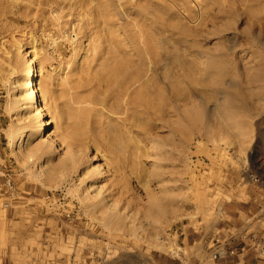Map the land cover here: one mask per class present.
<instances>
[{
    "label": "rangeland",
    "instance_id": "374dc122",
    "mask_svg": "<svg viewBox=\"0 0 264 264\" xmlns=\"http://www.w3.org/2000/svg\"><path fill=\"white\" fill-rule=\"evenodd\" d=\"M97 1L0 0V264H233L214 259L236 229L224 212L264 239V0L144 3L161 54L184 37L179 25L207 19L203 67L186 77L162 65L178 94L152 121L100 78L103 50L141 19L130 11L89 31ZM228 47L236 59L219 76L210 54ZM30 56L47 134L24 109Z\"/></svg>",
    "mask_w": 264,
    "mask_h": 264
},
{
    "label": "bare ground",
    "instance_id": "6f19581e",
    "mask_svg": "<svg viewBox=\"0 0 264 264\" xmlns=\"http://www.w3.org/2000/svg\"><path fill=\"white\" fill-rule=\"evenodd\" d=\"M194 1L197 2L198 0ZM147 2L151 3V0H98L97 7L89 13L91 15L89 21L93 19V22L88 21L87 25L85 22V27L89 31L98 29L102 25L111 23L114 16L124 15L130 11L135 12L141 19L132 23V26L137 28V30L128 34V38L123 40L124 43L112 39L109 46L103 50L104 56L102 58L106 64L100 69L102 72L100 78L112 84L115 98L119 105L122 104L126 112L135 114L137 117L144 114L149 115L152 121L159 117L166 108L167 111L169 110L168 107L171 101L178 94L175 88L174 70L166 69L162 65L166 62L180 63L186 67L182 70L184 75L190 77V74H192L191 68L200 64L199 68L201 69L204 64L199 62L196 56L203 57L209 53L200 47L197 40V38L203 37L202 27L207 20L203 16L200 17L199 24L193 29L179 25L184 37L176 39V46H173V51L163 54L159 53L155 46L149 44L150 40L159 41L161 34L159 22L151 19V23L148 26L152 29V35L142 29V25L146 26L143 21L147 17V8L144 5ZM214 35L221 38L219 34ZM236 52L234 47H228L226 52L219 48L212 51L210 55L213 58L216 57V60H212L211 64L219 63L221 67L220 73H217L219 76L227 73L228 70L224 68V63L236 59ZM221 58L226 59H223V62H218L217 59ZM27 60V74L24 77V109L32 108L35 110L40 127L39 132L47 134L50 122L45 120L46 109L39 98V90L37 88L38 67L32 56ZM109 60L110 63H107ZM206 69L204 68L203 70ZM159 79L164 83V89L156 85V81ZM231 83H235V81L233 80ZM183 98L185 100V97ZM136 123L140 122L136 121ZM22 141L23 138L20 136L18 142L21 143ZM58 143L63 149L68 150L70 147L67 143ZM147 183V181L144 183L145 190L149 187Z\"/></svg>",
    "mask_w": 264,
    "mask_h": 264
},
{
    "label": "built area",
    "instance_id": "2783aa9c",
    "mask_svg": "<svg viewBox=\"0 0 264 264\" xmlns=\"http://www.w3.org/2000/svg\"><path fill=\"white\" fill-rule=\"evenodd\" d=\"M253 180L258 181L256 177H253ZM223 242L225 248L222 246L223 248L214 254V259L229 257L235 264H250L246 262L249 252L253 253L255 258L264 253V239L258 233H248L244 229L239 232L238 237L230 236ZM235 243H240L242 246H233ZM262 261L264 264V256Z\"/></svg>",
    "mask_w": 264,
    "mask_h": 264
},
{
    "label": "crops",
    "instance_id": "0c3cea01",
    "mask_svg": "<svg viewBox=\"0 0 264 264\" xmlns=\"http://www.w3.org/2000/svg\"><path fill=\"white\" fill-rule=\"evenodd\" d=\"M222 213V212H221ZM224 215H225V219H224V223H222L223 225H225V226H228V225H230L232 228H236L235 229V232L233 231V233H232V235L231 236H234V237H238V235H239V232H241L243 229H244V227H243V225H241V224H239V226H235L234 225V223L232 222V218H231V216H229V215H227L225 212H224ZM238 218H240V217H238ZM225 234V233H224ZM226 235V234H225ZM233 264H235L234 262H232Z\"/></svg>",
    "mask_w": 264,
    "mask_h": 264
}]
</instances>
